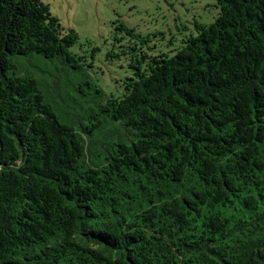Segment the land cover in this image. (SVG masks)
I'll return each mask as SVG.
<instances>
[{"label":"trees","instance_id":"obj_1","mask_svg":"<svg viewBox=\"0 0 264 264\" xmlns=\"http://www.w3.org/2000/svg\"><path fill=\"white\" fill-rule=\"evenodd\" d=\"M215 2L171 55L121 24L107 89L44 0H0V264H264V0Z\"/></svg>","mask_w":264,"mask_h":264},{"label":"rangeland","instance_id":"obj_2","mask_svg":"<svg viewBox=\"0 0 264 264\" xmlns=\"http://www.w3.org/2000/svg\"><path fill=\"white\" fill-rule=\"evenodd\" d=\"M44 3L65 29L77 32L78 40L71 51L93 62L89 71L107 89L120 84L128 73L126 57H113L110 53H118L121 45L140 43V39L121 29V24L148 40L143 44L149 48L148 53L171 55L184 39L196 34L195 23L209 24L218 12L215 0H44ZM29 59L31 65L24 61L22 71L40 68L54 73V65L45 58Z\"/></svg>","mask_w":264,"mask_h":264}]
</instances>
